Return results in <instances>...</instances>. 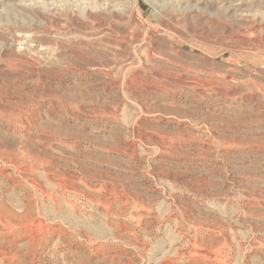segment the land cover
<instances>
[{
    "label": "rangeland",
    "instance_id": "374dc122",
    "mask_svg": "<svg viewBox=\"0 0 264 264\" xmlns=\"http://www.w3.org/2000/svg\"><path fill=\"white\" fill-rule=\"evenodd\" d=\"M0 252L264 264V0H0Z\"/></svg>",
    "mask_w": 264,
    "mask_h": 264
},
{
    "label": "bare ground",
    "instance_id": "6f19581e",
    "mask_svg": "<svg viewBox=\"0 0 264 264\" xmlns=\"http://www.w3.org/2000/svg\"><path fill=\"white\" fill-rule=\"evenodd\" d=\"M151 52H152V51H151ZM63 169H64V168H63ZM62 172H63V171H62ZM62 174H63V173H62ZM58 175H59V174H58ZM65 175H66V174H65ZM61 177H62V176H61ZM59 183H60V182H59ZM61 184H62V183H61ZM29 214H30V213H29ZM32 217L35 218L36 216H32ZM34 218H33V219H34ZM39 218H40V217H39ZM30 221H31V219H30ZM27 222H28V221H27ZM28 224H29V223H28ZM23 226H24V225H23ZM30 227H31V226H30ZM33 228H34V227H33ZM29 229H30V228H29ZM31 232H32V231H31ZM30 234H31V233H30ZM37 234H38V233H37ZM34 239H35V238H34ZM32 240H33V239H32ZM38 242H39V241H38ZM34 248H35V247H34ZM0 253H1V252H0ZM2 255H3V254H2Z\"/></svg>",
    "mask_w": 264,
    "mask_h": 264
},
{
    "label": "built area",
    "instance_id": "2783aa9c",
    "mask_svg": "<svg viewBox=\"0 0 264 264\" xmlns=\"http://www.w3.org/2000/svg\"><path fill=\"white\" fill-rule=\"evenodd\" d=\"M25 47V44L24 43H21L20 44V48H24Z\"/></svg>",
    "mask_w": 264,
    "mask_h": 264
}]
</instances>
